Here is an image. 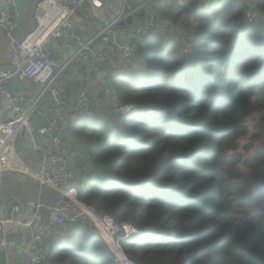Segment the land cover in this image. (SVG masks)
<instances>
[{
  "label": "trees",
  "instance_id": "1",
  "mask_svg": "<svg viewBox=\"0 0 264 264\" xmlns=\"http://www.w3.org/2000/svg\"><path fill=\"white\" fill-rule=\"evenodd\" d=\"M194 10L188 41L155 33L141 46L142 67L111 78L119 102L137 107L82 121L100 173L78 170L73 185L99 213L142 229L122 242L140 264H264V19L245 25L240 0ZM250 118L260 148L246 155ZM47 260L117 264L83 224L64 226Z\"/></svg>",
  "mask_w": 264,
  "mask_h": 264
},
{
  "label": "built area",
  "instance_id": "2",
  "mask_svg": "<svg viewBox=\"0 0 264 264\" xmlns=\"http://www.w3.org/2000/svg\"><path fill=\"white\" fill-rule=\"evenodd\" d=\"M163 0H39L34 10L35 25L25 36L15 41L19 27L20 11L16 0H0V32L14 41L9 53V65L0 70V106L8 100L13 108L10 119H0V174L7 167L11 151L22 131L27 133L23 145L36 149L42 157L40 182L54 188L62 195L55 204L40 200L16 203L2 200L0 223L8 232L22 231L30 247L22 249L23 264L46 263L48 248L57 239L58 232L66 225H86L90 233L99 232L114 255L117 264H139L124 249L122 242L138 235L142 229L131 222H120L111 213H99L94 206L78 198L73 185L76 179L74 164L75 142L65 122L98 115L100 113H132L137 104L125 102L115 110L103 109L92 99L89 90H80L74 101L67 98L68 66L88 67L115 65L119 61L140 59L141 46L146 38L160 33L167 39L180 37L188 41L192 34H183L170 18L157 13V5ZM213 1L204 0L207 9ZM245 5L244 24H255L264 19L257 0H240ZM86 8L93 11L97 27L90 36L77 32L75 18ZM109 12V16H107ZM139 17L141 21H139ZM69 37L75 51L62 60L57 58L56 41ZM184 52L189 48L183 46ZM30 81L36 85L34 92L20 86ZM109 112H106V111ZM148 113L145 108L141 112ZM42 123L34 128L33 114ZM145 114V113H144ZM41 139L35 138V134ZM27 160L21 158L14 165L17 170L26 168ZM25 209L30 217H20ZM9 241H1L5 248Z\"/></svg>",
  "mask_w": 264,
  "mask_h": 264
},
{
  "label": "crops",
  "instance_id": "3",
  "mask_svg": "<svg viewBox=\"0 0 264 264\" xmlns=\"http://www.w3.org/2000/svg\"><path fill=\"white\" fill-rule=\"evenodd\" d=\"M38 1L39 0H16L20 11V18L19 27L14 33L15 41L21 40L27 32L33 29L35 25L34 10ZM203 1L204 0H163L157 5V9L161 7L160 14L170 18L174 24L180 27L183 34H193L197 21L195 19L197 15L194 8L196 6H202L204 3ZM107 16H109V12H107ZM139 21H141L140 17ZM75 23L77 32L82 37L90 36L92 31L97 27L94 21L93 11L89 8L82 10L77 15ZM69 40H71L69 37H63L56 41L57 50L55 55L57 58L66 60L75 51L74 44H69ZM13 47L14 41L8 39L4 33L0 32V70L9 65V53ZM140 67H142L140 60L128 62L119 61L115 65L107 64L88 68L81 65L68 66V75L66 77V80L69 78L67 84V98L74 101L78 92L83 88H87L92 99L99 107L115 110L116 107L122 103L118 100L119 97L116 94L111 78L120 76V74L129 68L136 69ZM20 86L29 92H34L37 88L36 85L30 81L21 83ZM12 114L13 108L9 101L5 100L2 107L0 106V119H10ZM109 115L108 113H100L98 115H89L86 117L91 116L93 120H95L92 123H98L96 121L100 119L103 121L110 120L111 116ZM86 117L72 119L65 122V124L70 136L75 142V170H80L82 173L85 169L86 172H90L93 176L98 177L100 170H98L99 167L91 158L89 149L94 139L80 131L82 126L81 123ZM40 122L42 123L41 117L37 113H34L32 123L35 129L39 127L41 124ZM92 123L89 125V128L93 125ZM27 137L25 131L20 133L11 151V157L8 163L10 166H6L5 170L0 174V202L2 200H11L19 204L33 199L40 200L45 204H55L62 194L54 188H50L40 182L43 167L42 157L38 150L23 145V141L26 140ZM41 137L42 136L38 133L35 134V138L41 139ZM21 158L26 159L27 164L24 170L19 171L14 165H18ZM30 215V210L25 209L19 216L28 218ZM1 217L2 210L0 208V219ZM7 240L12 244H9L5 248H0V264H23L22 249L29 248L30 244L26 242L22 231L8 232L4 225L0 223V242Z\"/></svg>",
  "mask_w": 264,
  "mask_h": 264
},
{
  "label": "rangeland",
  "instance_id": "4",
  "mask_svg": "<svg viewBox=\"0 0 264 264\" xmlns=\"http://www.w3.org/2000/svg\"><path fill=\"white\" fill-rule=\"evenodd\" d=\"M189 53H190V51H188ZM70 66H75V64H71ZM77 66V65H76ZM69 79V78H68ZM68 79L66 80L67 81V84H68ZM145 113V114H144ZM141 114L143 115V116H146L148 113H147V111L145 110V112H141ZM262 113L261 112H259V114H257V117H254V118H256V120H257V118H259L260 117V115H261ZM252 118V117H251ZM250 118V119H251ZM254 123H255V120L254 119H251L250 121H249V124H248V126H249V130H248V132H249V134H245L246 136H243V137H241L240 138V143H241V147H240V149L242 150V151H244L245 153H246V155H248V154H253L257 149H259L260 148V143H258L257 141H252V139H251V134H252V132H253V129H254ZM247 132V133H248ZM19 150H20V148H19Z\"/></svg>",
  "mask_w": 264,
  "mask_h": 264
},
{
  "label": "bare ground",
  "instance_id": "5",
  "mask_svg": "<svg viewBox=\"0 0 264 264\" xmlns=\"http://www.w3.org/2000/svg\"><path fill=\"white\" fill-rule=\"evenodd\" d=\"M87 35V34H86ZM30 85V84H29ZM100 85H101V83H100ZM223 88V87H222ZM225 90V89H224ZM229 90H231V89H229ZM117 103V102H116ZM149 106V105H148ZM8 109V108H7ZM249 116V115H248ZM96 118V117H95ZM100 118V117H99ZM39 120H40V118H39ZM42 120V119H41ZM41 123V122H40ZM95 124V123H94ZM105 124V123H104ZM86 144V143H85ZM80 150V149H79ZM38 153V152H37ZM30 165V164H29ZM201 198V197H200ZM17 199V198H16ZM202 207V206H201ZM209 207V206H208ZM204 208V207H203ZM200 210V209H199ZM211 219H213V218H211ZM119 220V219H118ZM200 222V221H199ZM212 227V226H211ZM218 236V235H217ZM125 249V248H124ZM69 259V258H68ZM150 261V260H149ZM78 262V261H77Z\"/></svg>",
  "mask_w": 264,
  "mask_h": 264
},
{
  "label": "clouds",
  "instance_id": "6",
  "mask_svg": "<svg viewBox=\"0 0 264 264\" xmlns=\"http://www.w3.org/2000/svg\"><path fill=\"white\" fill-rule=\"evenodd\" d=\"M140 264V263H139Z\"/></svg>",
  "mask_w": 264,
  "mask_h": 264
}]
</instances>
